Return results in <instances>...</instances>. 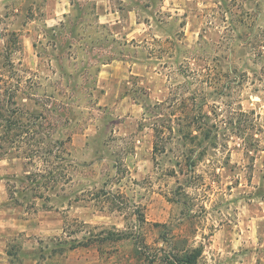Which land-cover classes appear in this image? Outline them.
<instances>
[{
  "label": "rangeland",
  "instance_id": "obj_1",
  "mask_svg": "<svg viewBox=\"0 0 264 264\" xmlns=\"http://www.w3.org/2000/svg\"><path fill=\"white\" fill-rule=\"evenodd\" d=\"M54 9L0 0V108L42 115L0 158V264H264V0Z\"/></svg>",
  "mask_w": 264,
  "mask_h": 264
},
{
  "label": "trees",
  "instance_id": "obj_2",
  "mask_svg": "<svg viewBox=\"0 0 264 264\" xmlns=\"http://www.w3.org/2000/svg\"><path fill=\"white\" fill-rule=\"evenodd\" d=\"M72 1L74 2V0ZM16 101L17 100L15 99L13 103L18 104ZM251 113L252 114L244 113L249 118L246 121L245 129L254 131L259 128L254 118V112ZM40 116L42 115H37L32 111H21L20 108L8 110V114H5L4 111L0 108V158H3V156L7 153V150L11 147H19V139L23 137V134H21L22 131L19 132L21 129L28 132L32 131V129H40L41 124L37 122L40 119ZM238 128L241 129L240 126H238ZM255 135L256 133L252 132L251 136L253 140L248 144L249 149L257 148V146L260 145V138H256ZM40 136L42 139L45 138L42 135ZM70 140L71 136L69 134H66L65 138H55L52 134L47 136L48 144L51 147L49 153L53 154L54 159L61 158L62 160H65V153L67 152L65 143ZM29 143V146L31 147L34 145L35 147H37L35 150H33L32 148H27V150H29L31 154V156L27 157L33 158L35 157V154L38 155L39 152L36 151H38V149L41 147V143H44V140L41 141L40 139H35L34 136H30ZM190 163L194 165L195 161H190ZM56 168L47 167L45 168L44 172H31L30 174H28L27 178L31 179V181L34 182L37 187L45 186L49 188V185L54 188L58 187L60 179L63 178L64 175H66V171ZM201 255V248H192L180 254L177 257L176 262L177 264H198Z\"/></svg>",
  "mask_w": 264,
  "mask_h": 264
},
{
  "label": "crops",
  "instance_id": "obj_3",
  "mask_svg": "<svg viewBox=\"0 0 264 264\" xmlns=\"http://www.w3.org/2000/svg\"><path fill=\"white\" fill-rule=\"evenodd\" d=\"M78 1L79 0H74V2L72 0H54L55 9H54V13L52 14V16L50 15V19L51 20L56 19L60 14L62 16H65V14L68 13L71 7H76ZM97 5L98 3L96 4V7ZM97 14H99V18H101V16L103 15L101 13H97Z\"/></svg>",
  "mask_w": 264,
  "mask_h": 264
}]
</instances>
